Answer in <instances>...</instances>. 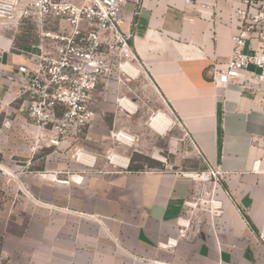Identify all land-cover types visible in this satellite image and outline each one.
Instances as JSON below:
<instances>
[{
  "label": "crops",
  "instance_id": "1",
  "mask_svg": "<svg viewBox=\"0 0 264 264\" xmlns=\"http://www.w3.org/2000/svg\"><path fill=\"white\" fill-rule=\"evenodd\" d=\"M240 6L241 0H217L215 10L186 0H126L121 11L138 59L132 73L152 84L170 113L163 112L164 121L172 115L206 166L224 173L211 196L221 202L214 210L189 207L198 186L190 176L134 167L126 138L143 115L121 98L117 76L100 80L86 137L68 138L34 167L40 139L49 134L21 112L26 82L19 69L35 71L40 56L54 55L47 34L67 25L56 21L38 31L29 22L0 21V153L13 155L7 169L20 173L29 220L6 227L11 262L264 264V100L236 84L214 83L232 55ZM79 152V161L72 159ZM169 239L178 241L175 249L166 247Z\"/></svg>",
  "mask_w": 264,
  "mask_h": 264
},
{
  "label": "built area",
  "instance_id": "2",
  "mask_svg": "<svg viewBox=\"0 0 264 264\" xmlns=\"http://www.w3.org/2000/svg\"><path fill=\"white\" fill-rule=\"evenodd\" d=\"M186 2L208 10L217 7V0ZM125 4L126 0H85L80 6L70 0H0L4 24L29 22L38 31L56 21L67 25L63 33L47 34L56 43L54 55L40 56L35 71L19 69L26 82L21 92L22 110L27 109L29 118L41 128L52 124L53 144L58 145L59 136L81 134L91 126L94 113L89 104L101 79H112L132 62L138 63L131 37L121 29ZM234 16L238 25L232 36V55L226 68L214 73V83L218 87L236 84L264 100V0H241ZM118 78L122 82L121 76ZM57 107L66 108V113L53 121L52 111ZM261 166L262 162L256 161L254 171L259 173ZM223 175L210 165L203 174L205 181L216 185ZM210 206L218 209L221 202L212 200ZM261 239L264 242L263 236ZM177 246L175 239L166 244L168 249Z\"/></svg>",
  "mask_w": 264,
  "mask_h": 264
},
{
  "label": "rangeland",
  "instance_id": "3",
  "mask_svg": "<svg viewBox=\"0 0 264 264\" xmlns=\"http://www.w3.org/2000/svg\"><path fill=\"white\" fill-rule=\"evenodd\" d=\"M29 29H31V26H29ZM133 64H135V62H132L130 68L124 69L122 72H117L115 76H117L116 82L118 83V93L121 98L127 97L129 99L133 111L135 112L134 114H141L139 117L143 115L140 118L141 121L135 120L130 125L129 129L130 133L128 140L130 141L129 144L131 147L130 154L135 155L134 167L147 170H161L166 168L193 177L198 186L189 207L195 210L203 205L210 206L211 201L214 200L211 196L215 192L216 184L213 181H205L203 176V174L207 172L205 162L195 150L192 142L183 131L178 121L175 120L172 115L169 117L167 116V119L165 118L164 121L163 112L170 114L169 111L166 109L165 105L160 102L159 95L152 84L144 76H138L132 73L131 68H133ZM119 76H121L122 82L119 81ZM113 79L114 78L109 80ZM98 88L99 87H97L95 92ZM19 108H21L20 105ZM21 112L26 116L29 114L27 109ZM65 113L66 108H55L54 111H52V120L57 121L62 119ZM159 115H162V117L158 120L157 118ZM89 128L90 127H87L81 134L69 133L63 137L59 136V143L55 145L52 142L54 138L49 136L52 134V124L49 123L47 126L42 127L49 135H46L45 139L43 138L40 140L42 143H45L43 145H49L52 149L47 150L40 144L43 149L35 155L34 160L38 161V164L34 167H38L39 158H45L50 150L58 146L60 147L68 138H76L77 140L84 139ZM112 148L115 147L112 146ZM135 151L144 154H136ZM11 156L13 155L0 153V264H15V262H11L10 256L5 254L4 235L6 227L14 224L27 225L29 221L25 217V206L21 202L23 193L21 192L20 173H15L14 171L13 173L7 169V163L12 160ZM65 156H68L67 153H65ZM74 157L77 158L76 161H79L78 153L73 154L72 159H74ZM113 157L114 155H107L106 161ZM158 159L164 162L160 163ZM42 161L43 160H41V162Z\"/></svg>",
  "mask_w": 264,
  "mask_h": 264
},
{
  "label": "trees",
  "instance_id": "4",
  "mask_svg": "<svg viewBox=\"0 0 264 264\" xmlns=\"http://www.w3.org/2000/svg\"><path fill=\"white\" fill-rule=\"evenodd\" d=\"M134 156H135V155H134ZM134 156H133V159H132V163L135 162ZM130 169H131V170L134 169L133 165L130 166Z\"/></svg>",
  "mask_w": 264,
  "mask_h": 264
},
{
  "label": "bare ground",
  "instance_id": "5",
  "mask_svg": "<svg viewBox=\"0 0 264 264\" xmlns=\"http://www.w3.org/2000/svg\"><path fill=\"white\" fill-rule=\"evenodd\" d=\"M167 119V118H166ZM168 125V124H167Z\"/></svg>",
  "mask_w": 264,
  "mask_h": 264
}]
</instances>
